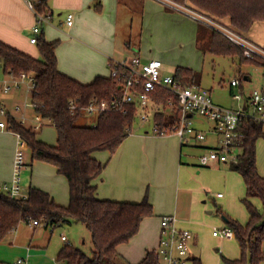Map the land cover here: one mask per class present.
<instances>
[{"label": "crops", "instance_id": "1", "mask_svg": "<svg viewBox=\"0 0 264 264\" xmlns=\"http://www.w3.org/2000/svg\"><path fill=\"white\" fill-rule=\"evenodd\" d=\"M156 3L153 0H48L51 22L42 26L41 32L44 35L47 31L44 37L49 42L61 39L55 50L58 70L80 83L87 84L97 76L108 77L109 61L129 62L135 55L143 61L160 60L162 75H168L169 72L173 75L178 67L194 71L206 60V54L214 55L208 49L211 37L209 28ZM180 3L193 7L189 0H181ZM201 12L234 28L228 16L217 18L205 11ZM68 13L73 15L70 26L65 24ZM34 23L35 16L23 0H0V41L37 58V46L30 42ZM52 28L57 29L58 37ZM156 31L159 33L157 39L169 48L166 47L167 49L162 51L157 47L153 50L150 47L144 48L145 39L153 36ZM242 34L264 49V19H255ZM52 36L56 38L52 39ZM232 57L238 59L237 56ZM261 74L262 67L259 66L257 82L246 73L242 75L239 87L228 84L231 97L235 94L234 88H238L247 96L253 88L259 87L262 82ZM244 76L246 80H243ZM232 99L235 100L233 97ZM213 102L230 108L214 100ZM237 102L241 103L238 107L242 105V101ZM45 121L51 125L49 120ZM211 128L212 125L209 127L211 137L195 143L193 147L206 151L215 146L219 138L211 132ZM141 130L144 132L139 129L131 132L111 157L106 151L92 154L96 160L106 162L103 171L94 180L95 196L99 200L130 203H138L146 196L152 206V216L140 222L138 232L128 242L117 246L118 253L127 264H136L147 251L156 250L160 235V218L164 215L174 216L178 229L192 233L193 237L188 245L190 260L193 256L190 247L197 243L202 226L194 218L201 215L202 208L198 201L201 193L188 186L185 180L184 173L191 166L182 163L184 144L174 134H149L145 126L141 127ZM11 133L0 131V187L3 183H9L12 178L14 155L20 144L17 135ZM204 166L214 168L221 175L222 188L228 195L227 199L230 196L237 199L245 194L242 178L231 170L230 163L211 162ZM52 173H57L55 168L51 172V176L55 177ZM56 181L57 188L54 185L34 187L46 191L58 205L66 206L68 200L65 203L62 182ZM218 194L220 193L216 195ZM25 225L32 230L38 227ZM15 231L1 242L14 240ZM30 247L28 245L25 255L20 257L27 256V264L31 256ZM261 249L264 252V240ZM260 264H264V261Z\"/></svg>", "mask_w": 264, "mask_h": 264}, {"label": "trees", "instance_id": "2", "mask_svg": "<svg viewBox=\"0 0 264 264\" xmlns=\"http://www.w3.org/2000/svg\"><path fill=\"white\" fill-rule=\"evenodd\" d=\"M181 1V0H178ZM197 10L205 11L217 18L226 16L239 32L247 31L255 19H264V0H189ZM48 0L36 4L41 12L48 10ZM202 26V25H201ZM205 27V26H204ZM207 28V27H206ZM208 29V28H207ZM211 33L209 52L220 56H237L239 63H251L244 59L239 50L223 36ZM36 46L39 56L32 57L0 41V72L2 75H32L34 87L30 94L33 111L40 118L49 120L56 131V144L48 145L36 138L30 128L8 118L10 130L19 135L30 151V160H39L52 165L63 176L68 185V203L61 206L44 190L29 186L23 197H11L0 188V242L15 231L19 224L36 220L38 226L51 230L72 223L81 224L91 235V256L80 249L64 244L57 253L59 264H118L121 256L117 246L129 241L139 229L140 222L152 216V206L147 197L138 203L99 200L95 196L94 180L103 171L102 163L92 157L95 152L106 151L111 157L122 141L131 133L135 120L134 106L127 113L106 112L96 116L93 126H80L76 121L82 116L69 111L71 100L79 106L89 102L111 100L118 96L115 80L97 76L83 84L61 73L57 68L55 50L58 40L47 41L41 32ZM173 77L183 86L194 85L197 74L178 67ZM173 95L164 89L155 90L153 97L165 103ZM158 133L176 125L174 114L161 111L153 117ZM242 137L238 142L240 152L237 162L230 164L245 186L242 199L248 213V221L242 225L228 216H223L226 227L238 242L240 257L223 258L225 264H260L264 261L261 243L264 240V178L256 166V141L263 136L262 127L245 120L238 127ZM157 133V135H158ZM258 198L261 209L250 203ZM192 264H201L200 259L191 257ZM136 264H160L155 250L147 251Z\"/></svg>", "mask_w": 264, "mask_h": 264}, {"label": "built area", "instance_id": "3", "mask_svg": "<svg viewBox=\"0 0 264 264\" xmlns=\"http://www.w3.org/2000/svg\"><path fill=\"white\" fill-rule=\"evenodd\" d=\"M27 8L34 14L35 23L32 26V36L30 42L36 43L37 35L41 33V28L51 22V12H43L37 9L36 4L39 0H23ZM162 7L178 12L189 17L195 22L206 26L212 31L217 32L230 43H232L241 53L242 57L254 64L262 67L261 85L253 88L247 96L241 91L235 93L232 97L237 101H242L237 109L224 108L215 104L211 94L207 89L197 85L183 86L173 75L161 74V61L151 59L141 60L138 56H133L129 62L109 61V77L117 83L118 96L111 100H102L100 102H89L87 105L79 106L75 101L69 102V111L71 113L79 112L82 115L99 116L106 112H119L125 114L130 106H134L135 116L141 123L152 120V132L157 135L158 127L153 121L156 112H169L174 114L177 123L172 128H165L158 136L169 134L176 135L183 144L191 141L202 142L205 134L194 128L192 117L198 115L212 124L211 132L218 136L215 146L208 148L199 156V164L204 166L211 162L230 163L237 162L240 148L238 142L242 134L238 127L245 120L260 124L264 136V49L249 40L245 35L236 29L228 26L215 18L196 10L189 5L177 3L175 0H153ZM73 22V15L68 13L65 17V24L70 26ZM26 81L29 93L34 87V78L32 75L20 73L17 76L2 75L0 72V93L8 94L12 90H17L20 85ZM229 86L239 87L241 84L240 76H235L228 81ZM157 89L169 91L173 96L165 103H159L154 99L153 94ZM27 105V104H26ZM29 105L32 106L30 103ZM14 116L4 104L0 103V131H10L8 118L15 119L19 124L25 125L28 117L23 111L22 106L15 104ZM189 115V116H188ZM38 116V115H37ZM33 130H37L43 124L40 118ZM17 135V134H16ZM19 138V148L16 150L13 161V174L9 183H3L1 190L11 197H23L24 190L20 186L19 172L24 164L23 148H25L21 138ZM217 196H220L218 194ZM176 219L171 215H164L160 218V235L157 249L155 250L159 262L162 264H185L189 259L188 245L193 237L188 230H180L175 225ZM30 226H38L36 220H30ZM212 235L220 239H231L233 233L229 227L213 228ZM61 240L66 238L61 236ZM27 256L17 259L13 264H27Z\"/></svg>", "mask_w": 264, "mask_h": 264}, {"label": "rangeland", "instance_id": "4", "mask_svg": "<svg viewBox=\"0 0 264 264\" xmlns=\"http://www.w3.org/2000/svg\"><path fill=\"white\" fill-rule=\"evenodd\" d=\"M175 1L180 3L178 0ZM52 30L56 33V37H58L57 29L52 28ZM158 35L159 33L156 31L153 36L147 37L144 41V48L146 49L150 47L153 50L157 47L159 51L165 49L167 44L157 39ZM56 37L52 36V39ZM58 40V45H60L61 39L58 38ZM206 57L207 58L202 62V65L194 70L197 74L194 85L210 91L211 97L215 102L230 107L231 109H237L238 105L241 103L232 99L231 94L229 93L228 81L235 76H240L242 79V75L247 73L254 78L253 81L257 82L259 77V66L251 63H239V60L232 56H212L206 54ZM170 74L171 72L168 73V75ZM242 82L244 83V81ZM233 92L239 93L238 88H234ZM0 103L4 104L14 116L19 115V113L13 110L15 104L22 106L23 111L28 116L27 123L24 126L34 131L37 139L45 144H56V131L47 121L43 120L44 125L37 130L32 129V125H35L40 119L33 111V107L29 105L30 93L26 81H24L17 90H12L8 94L0 93ZM29 123L31 125H29ZM95 123L96 115L94 114H83L76 121V124L80 126H93ZM192 124L194 128L205 134L206 140L211 137L209 127L212 124L209 121L198 115H194L192 118ZM143 126L148 128L149 134L152 132V120H149L146 123H141L140 121L135 120L132 124L131 132L137 129L144 132L141 130V127ZM7 132L11 133L10 131ZM195 143L198 142L191 141L188 144H184L183 152L181 154L182 163L191 166L190 169L184 173L188 186L201 193L198 197V201L202 208V212L201 215L195 217L194 220L202 226L198 233L197 243L190 247V253L194 257L199 258L201 264H225L223 258L237 259L240 257L238 242L235 238L224 240L214 237L211 234L212 229L214 227H225L224 219L222 218L223 216H228L242 225L248 221V213L242 201L245 194L238 196L237 199L233 196H230V198L227 199L228 195H226V192L222 188L221 175L212 167L199 166V156L204 153V150L198 147H193ZM23 156L25 165L19 172L20 186L22 189L25 190L30 185H54L57 188L56 180H61L66 203L68 200V194H66L67 184L64 177L57 173H52L55 174V177H52L51 172L54 170V167L48 163L39 160L31 162L30 151L27 147L23 148ZM256 166L258 173L264 178V136L259 137L256 141ZM217 193H220L221 197L218 198L216 195ZM250 203L257 209L262 210L261 202L258 198H252ZM14 233L16 234L14 240L7 239L0 242V264H13L18 258L25 255V248L28 245L31 246V256L28 264H59V262L56 261L57 253L61 247L67 243L80 249L86 255L91 256V235L81 224L72 223L70 225H62L53 230L50 228L44 229L39 225L35 230H32L24 223H21L19 224L17 231ZM61 236H64L66 240L62 241ZM118 264L127 263L120 259V261L118 260ZM160 264L162 263L160 262ZM185 264H192V260H188Z\"/></svg>", "mask_w": 264, "mask_h": 264}, {"label": "water", "instance_id": "5", "mask_svg": "<svg viewBox=\"0 0 264 264\" xmlns=\"http://www.w3.org/2000/svg\"><path fill=\"white\" fill-rule=\"evenodd\" d=\"M243 80H246V77H245V76L243 77ZM188 116H189V115H188Z\"/></svg>", "mask_w": 264, "mask_h": 264}]
</instances>
